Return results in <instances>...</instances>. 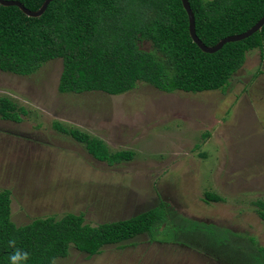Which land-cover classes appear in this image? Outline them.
I'll return each mask as SVG.
<instances>
[{
	"label": "rangeland",
	"instance_id": "obj_1",
	"mask_svg": "<svg viewBox=\"0 0 264 264\" xmlns=\"http://www.w3.org/2000/svg\"><path fill=\"white\" fill-rule=\"evenodd\" d=\"M138 49L151 47L141 41ZM60 71L55 59L28 76L0 72V98L19 118L0 119V190L10 193V220L20 226L72 213L93 226L163 202L168 223L155 238L164 230L169 237L135 236L89 258L69 247L55 264H250L243 255L264 247L254 205L264 203V52L246 53L223 92L163 93L136 83L116 96L60 94ZM55 122L110 152L133 154L113 165L99 162L55 131ZM205 193L222 200L207 202ZM186 220L228 242L213 247L198 225L182 232Z\"/></svg>",
	"mask_w": 264,
	"mask_h": 264
},
{
	"label": "trees",
	"instance_id": "obj_2",
	"mask_svg": "<svg viewBox=\"0 0 264 264\" xmlns=\"http://www.w3.org/2000/svg\"><path fill=\"white\" fill-rule=\"evenodd\" d=\"M12 1L29 11L37 10L43 2ZM186 1L193 15L194 33L207 47L245 32L264 14V0ZM141 41L148 42L151 49H138ZM254 49L264 52V25L244 40L224 44L212 54L202 53L188 37L187 19L179 0H53L37 18L25 17L16 7L0 6V72L28 76L42 63L59 59L61 71L56 90L60 94L100 92L116 96L132 90L136 83L163 93L223 92L242 66L246 53ZM14 112V105L0 98V119L19 121ZM53 128L107 165L128 161L133 154L123 150L110 152L102 141L56 122ZM203 199L222 200L208 193ZM254 205L257 216L264 221V203L258 201ZM166 223L165 206L159 202L126 219L93 226L84 223L82 214L72 213L58 219L36 218L16 226L10 220V193L2 189L0 264H8L12 251L8 241L13 238L18 248L28 252L27 264H52L56 258H65L69 247L89 258L106 245H118L135 236L154 239ZM184 223L190 227H183L182 232L201 226L213 247L228 242L222 234L212 232L210 226L187 220ZM169 236L164 230L155 239L162 241ZM245 256L250 264H264V247Z\"/></svg>",
	"mask_w": 264,
	"mask_h": 264
},
{
	"label": "water",
	"instance_id": "obj_3",
	"mask_svg": "<svg viewBox=\"0 0 264 264\" xmlns=\"http://www.w3.org/2000/svg\"><path fill=\"white\" fill-rule=\"evenodd\" d=\"M53 0H43L39 8L35 11H29L28 9L24 8L23 5L17 1H5L0 0L1 7H16L25 17L28 18H37L39 17L46 9L48 4ZM180 5L186 15L187 19V34L192 44H194L202 53L212 54L218 51L224 44L227 43H234L244 40L254 34L255 32L259 31L260 28L264 25V14L256 21L249 29L245 32L237 35H231L219 40L216 44L211 47L204 46L196 37L194 33V21L193 15L189 8V5L186 0H179Z\"/></svg>",
	"mask_w": 264,
	"mask_h": 264
},
{
	"label": "clouds",
	"instance_id": "obj_4",
	"mask_svg": "<svg viewBox=\"0 0 264 264\" xmlns=\"http://www.w3.org/2000/svg\"><path fill=\"white\" fill-rule=\"evenodd\" d=\"M16 245V239L13 238L8 241V247L12 249L10 255L8 256V264H27L29 259L28 252L18 248ZM53 264H55L54 261Z\"/></svg>",
	"mask_w": 264,
	"mask_h": 264
}]
</instances>
